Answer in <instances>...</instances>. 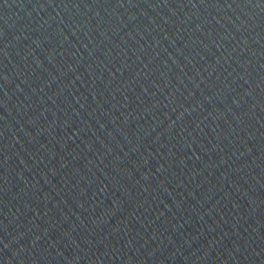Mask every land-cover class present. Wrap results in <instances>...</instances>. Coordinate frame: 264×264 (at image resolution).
<instances>
[{"label":"water","instance_id":"95a60500","mask_svg":"<svg viewBox=\"0 0 264 264\" xmlns=\"http://www.w3.org/2000/svg\"><path fill=\"white\" fill-rule=\"evenodd\" d=\"M0 264H264V0H0Z\"/></svg>","mask_w":264,"mask_h":264}]
</instances>
